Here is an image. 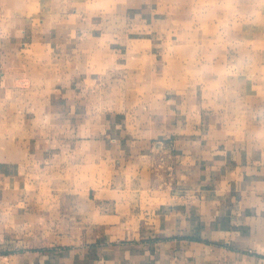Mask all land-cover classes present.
I'll return each instance as SVG.
<instances>
[{
    "label": "rangeland",
    "instance_id": "rangeland-1",
    "mask_svg": "<svg viewBox=\"0 0 264 264\" xmlns=\"http://www.w3.org/2000/svg\"><path fill=\"white\" fill-rule=\"evenodd\" d=\"M0 5L8 17L33 16L34 23L25 26L30 36L42 31V19L53 12L50 37L58 18L78 21L81 37L73 44L65 30L64 46L50 45L24 61L40 98L61 95L63 122L74 130L59 135L54 148L38 134L17 137L23 149L48 146L47 154L58 149L59 158L24 155L25 181L3 189L14 206H0L6 229L0 231V254L17 250L21 239L50 249L88 247L107 238L109 226L150 227L159 218L157 209L178 193L174 140L153 138L140 161L129 165L130 153L121 152L127 143L112 153L103 145H76L85 116L89 124L91 115L98 131L116 124L113 115L119 114V130L147 132L161 115L160 98L170 96L174 105L186 97L188 110L217 115L222 127L243 137L264 138V0H0ZM67 95H74L75 110Z\"/></svg>",
    "mask_w": 264,
    "mask_h": 264
},
{
    "label": "crops",
    "instance_id": "crops-1",
    "mask_svg": "<svg viewBox=\"0 0 264 264\" xmlns=\"http://www.w3.org/2000/svg\"><path fill=\"white\" fill-rule=\"evenodd\" d=\"M51 15L42 19V31L30 36L25 26L34 23L33 16L8 17L0 10V206L5 208L14 205L3 189L23 184L29 156L31 160L36 155L46 161L59 158L58 149L47 154L48 146L23 149L17 137L38 134L54 148L59 135L74 130L63 122L61 95L40 98L39 89L32 88L26 75V57L29 62L44 50L48 52L50 45L64 46L65 30L70 31L73 44L80 41V23L72 19L58 18L50 37ZM35 37L38 42L32 43ZM67 97L75 110L74 95ZM184 99L172 105L170 96L160 98L161 115L153 117L147 132L145 128L119 130L122 116L118 114L113 115L116 124L99 131L91 115L89 124L85 116L78 133L82 138L76 144L79 148L103 145L112 153L120 142L127 143L126 151L121 152L130 153L129 165L140 161L153 138L174 140L179 159L178 193L173 192L168 204L157 209L159 218L153 225L109 226L107 238L88 247L72 244L50 249L42 243L26 245V239H21L17 250L0 254V264H264V138L243 137L222 127L217 115L196 107L188 110ZM25 120H29L28 126ZM74 121L80 129L79 116ZM108 137L116 141L111 144ZM19 193L15 191L13 196ZM5 230L0 222L1 233Z\"/></svg>",
    "mask_w": 264,
    "mask_h": 264
}]
</instances>
